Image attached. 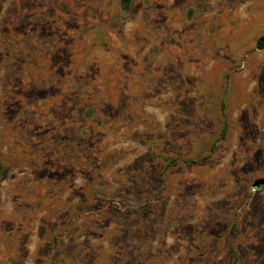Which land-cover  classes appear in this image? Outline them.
<instances>
[{
	"label": "rangeland",
	"instance_id": "374dc122",
	"mask_svg": "<svg viewBox=\"0 0 264 264\" xmlns=\"http://www.w3.org/2000/svg\"><path fill=\"white\" fill-rule=\"evenodd\" d=\"M123 2L0 0V264H264V0Z\"/></svg>",
	"mask_w": 264,
	"mask_h": 264
},
{
	"label": "trees",
	"instance_id": "16d2710c",
	"mask_svg": "<svg viewBox=\"0 0 264 264\" xmlns=\"http://www.w3.org/2000/svg\"><path fill=\"white\" fill-rule=\"evenodd\" d=\"M123 3H126V2H123ZM256 49H257V50H264V35L261 36V37L258 39V41H257V43H256ZM90 114H91V113H88V115H90ZM226 128H227V127L225 126L224 129H223V134H222V136H225V134H226ZM176 162H177V161L175 160L174 163H176ZM4 175H5V171H4L3 167H2V165H0V178H3ZM258 184H259V187H260V188H263V189H264V179L261 180V181H259Z\"/></svg>",
	"mask_w": 264,
	"mask_h": 264
},
{
	"label": "water",
	"instance_id": "95a60500",
	"mask_svg": "<svg viewBox=\"0 0 264 264\" xmlns=\"http://www.w3.org/2000/svg\"><path fill=\"white\" fill-rule=\"evenodd\" d=\"M127 0H124V2H126Z\"/></svg>",
	"mask_w": 264,
	"mask_h": 264
}]
</instances>
